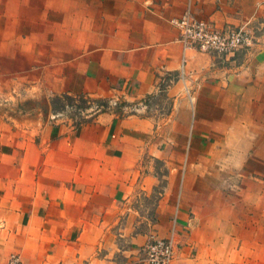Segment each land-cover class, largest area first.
I'll return each instance as SVG.
<instances>
[{
  "label": "crops",
  "instance_id": "1",
  "mask_svg": "<svg viewBox=\"0 0 264 264\" xmlns=\"http://www.w3.org/2000/svg\"><path fill=\"white\" fill-rule=\"evenodd\" d=\"M187 8L220 30L249 22L253 44L184 48L171 19ZM0 27L14 28L15 51L45 48L26 64L58 91L173 100L157 122L106 111L59 134L0 117V264L14 252L24 264H147L142 246L170 234L179 264L176 237H231L216 225L227 195L214 161L262 141L264 0H0Z\"/></svg>",
  "mask_w": 264,
  "mask_h": 264
},
{
  "label": "rangeland",
  "instance_id": "2",
  "mask_svg": "<svg viewBox=\"0 0 264 264\" xmlns=\"http://www.w3.org/2000/svg\"><path fill=\"white\" fill-rule=\"evenodd\" d=\"M20 31L31 35L29 24ZM15 35L14 28L2 32L0 27V117L8 122L36 131L51 125L59 134L78 123L92 121L106 111L115 116L142 114L156 122L169 114L173 100L163 91L132 99L119 94L99 96L58 91L53 80L48 87L46 80L39 78L40 72L32 73L26 64L32 56H40L38 52L42 47H20L15 51ZM170 78L168 74L161 76L158 87L162 89ZM254 147V154H230L226 159L222 154H215L214 166L224 169L221 188L227 195L216 225L221 231L230 229L231 237L220 235L210 240L206 238V228H200L199 237L193 235L189 242L176 237L175 255L186 257L178 256L179 264H264V133L262 141ZM148 160L155 170L163 172L162 161ZM198 161L201 167L208 164L204 158ZM148 209L146 213L152 208ZM226 217L230 226L221 221Z\"/></svg>",
  "mask_w": 264,
  "mask_h": 264
},
{
  "label": "built area",
  "instance_id": "3",
  "mask_svg": "<svg viewBox=\"0 0 264 264\" xmlns=\"http://www.w3.org/2000/svg\"><path fill=\"white\" fill-rule=\"evenodd\" d=\"M178 28L184 48L194 47L200 51L217 55H233L238 48L248 47L254 42V29L249 22L220 30L205 19L194 16L185 9L171 19ZM175 239L168 236H154L141 248L142 260L147 264H170L175 251ZM4 264H24L17 253H11Z\"/></svg>",
  "mask_w": 264,
  "mask_h": 264
}]
</instances>
